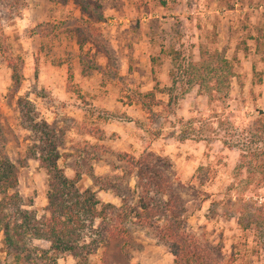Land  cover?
I'll return each mask as SVG.
<instances>
[{
  "label": "rangeland",
  "instance_id": "obj_1",
  "mask_svg": "<svg viewBox=\"0 0 264 264\" xmlns=\"http://www.w3.org/2000/svg\"><path fill=\"white\" fill-rule=\"evenodd\" d=\"M200 45L225 50L239 72L227 105L210 104L196 87L168 106L162 91L171 86L174 52L197 61ZM157 86L156 102L141 97ZM22 99L53 126L66 175L95 187L101 202L131 198L136 179L127 156L154 152L174 164L186 232L224 264H264L255 233L224 210L231 197L264 198L260 176L237 171L241 149L260 148L264 161V0H0V151L21 166L18 192L43 218L48 175L32 155ZM190 120L209 128L204 141L180 142V122ZM108 124L137 137L134 153L115 148L116 133L105 137ZM156 236L132 225L88 264H174ZM0 264H16L1 238ZM58 264L77 261L65 255Z\"/></svg>",
  "mask_w": 264,
  "mask_h": 264
},
{
  "label": "trees",
  "instance_id": "obj_2",
  "mask_svg": "<svg viewBox=\"0 0 264 264\" xmlns=\"http://www.w3.org/2000/svg\"><path fill=\"white\" fill-rule=\"evenodd\" d=\"M84 42L78 41L81 50ZM198 48L197 61L182 59L179 52H174L171 86L162 91L168 95V106L178 105L196 87L198 95L207 97L210 104L227 105L237 77L235 65L225 50L213 51L206 45ZM158 89L157 86L141 97L156 102ZM20 106L22 125L35 135L32 155L47 171L49 190L48 214L39 218L31 209L32 202L26 203L18 192L21 166L0 151V238L4 253L16 264H58L65 255L73 257L77 264H88L89 258L111 240L127 236L132 225L154 229L158 240L169 246L174 264H224L216 249L186 232L182 220L184 200L169 158L154 152L139 159L127 156L129 176L136 179L132 197H122L120 206L103 203L95 187L82 188L78 174L70 179L60 167L61 153L53 126L40 119L31 102L22 99ZM143 109L146 110L144 106ZM197 122H180L184 126L180 142L192 137L205 140L203 133L209 128L197 127ZM258 143H264V136ZM261 153L260 148L241 149L237 171L247 170L252 179L260 176L264 185ZM224 210L226 215L237 217L243 231L254 232L256 242L264 248V198L258 203L245 196L235 200L231 197ZM211 212L216 215L215 210ZM34 242L40 245L34 247Z\"/></svg>",
  "mask_w": 264,
  "mask_h": 264
},
{
  "label": "crops",
  "instance_id": "obj_3",
  "mask_svg": "<svg viewBox=\"0 0 264 264\" xmlns=\"http://www.w3.org/2000/svg\"><path fill=\"white\" fill-rule=\"evenodd\" d=\"M151 69V67L149 66ZM170 72V70H169ZM150 73V72H149ZM239 74V72L237 71ZM137 75V74H136ZM166 82V81H165ZM105 137L109 138L110 135L116 133L118 135L115 148L118 149L120 145H122V152L126 153H134V148H132L133 145L138 144L137 137L130 135L124 131V129L118 128L115 125L108 124L107 126L102 127ZM112 143V142H111Z\"/></svg>",
  "mask_w": 264,
  "mask_h": 264
}]
</instances>
